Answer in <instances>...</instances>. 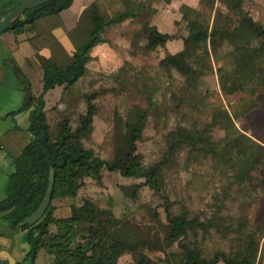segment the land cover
Masks as SVG:
<instances>
[{
    "label": "trees",
    "instance_id": "16d2710c",
    "mask_svg": "<svg viewBox=\"0 0 264 264\" xmlns=\"http://www.w3.org/2000/svg\"><path fill=\"white\" fill-rule=\"evenodd\" d=\"M72 0H51L24 11L16 18L10 28L17 34L32 27L34 21L42 16L57 13L67 8ZM243 0H198V6L191 8L179 6L180 19L185 22L186 34L181 36L182 47L174 54L166 53L159 60V67L166 73L176 71L184 78L206 76L212 71L217 77L218 88L223 95L247 92L250 96L264 92V29L242 9ZM239 13L233 27L224 32L228 16ZM91 29L82 38L81 44L72 53V60L63 68L50 59L40 66V92L33 95L27 78L15 67L14 71L24 93L21 106L15 111L28 110L27 131L30 139L20 153L12 159V171L4 185L5 198L0 201V213L5 228L11 232L25 231L29 249L25 255L26 264H33L37 251L43 249L50 257L49 264H117L124 253H137L143 241L133 239L121 227L120 220L108 209H102L89 201L73 208L71 213L61 219L53 216L55 198L75 197L84 178H91L100 184V169L118 171L121 176L145 177L139 185L156 189L152 178L156 170L168 166L174 154L182 149L188 152L207 132L209 126L223 130V137L215 148L205 153L217 155L227 164L243 162L241 174L227 177L238 184L244 197L260 190L264 192V144L251 139L239 131L234 119L258 107L256 100L249 105L240 100L241 109L228 111L220 104L210 108L209 126L197 128L176 126L165 135L166 149L163 159L147 170H142L137 162L134 140L142 126L143 116L127 125L125 132L126 151L118 153L110 162L97 156L91 148L78 146L84 132L91 130V120L95 106L86 98L84 115L73 131L68 121H60L57 137H49V127L44 115L43 95L46 91L60 87L62 91L73 84L91 60L90 50L104 41L102 33L106 26L120 23L126 19H136L138 11H120L110 17L102 15L95 4L90 7ZM139 33L144 37V47H163L171 35L159 32L147 22L141 24ZM213 63V64H212ZM205 155V154H203ZM169 161V162H168ZM215 174L223 168L210 165ZM53 182L50 201L38 221L32 225L23 223L24 217L34 210L45 191L48 175ZM152 175V176H151ZM253 198L248 204L253 203ZM215 209L211 217L199 220L186 214L169 216L166 237L168 243L176 242L182 250L183 264H255L258 241L263 234L262 223L248 222L247 216L231 218L219 230L226 234L234 232L243 239L240 248L224 252L216 250L212 257L201 255L202 249L193 244L186 247L181 243L188 231L201 230L206 233L215 226ZM54 231H49V226ZM35 232H37L36 235ZM1 233V232H0ZM146 255L140 254L135 264H148Z\"/></svg>",
    "mask_w": 264,
    "mask_h": 264
},
{
    "label": "rangeland",
    "instance_id": "374dc122",
    "mask_svg": "<svg viewBox=\"0 0 264 264\" xmlns=\"http://www.w3.org/2000/svg\"><path fill=\"white\" fill-rule=\"evenodd\" d=\"M174 2L172 0L171 4ZM163 8L164 0H151L136 19L107 28L102 33L103 39H108L103 46H107L112 55L105 56L101 62L91 59L85 64L84 73L66 90L54 87L44 94L43 110L51 140L57 137L58 123L63 119L68 121L70 131L76 128L84 115L86 98L91 97L90 103L95 106L91 130L81 135L78 146L91 148L97 156L110 162L118 153L126 151L127 125L134 123L142 114V126L134 143L137 162L142 170H147L163 159L164 139L169 130L176 126L207 127L213 105L220 104L230 112L238 111L241 109L240 100L249 105V101L254 99L258 107L233 121L239 131L264 144V92L253 96L247 92L223 95L218 88L214 65L204 77L184 78L174 70L166 73L159 67V60L167 53L164 46L144 47V37L139 33L141 24L149 23V12L152 15ZM242 9L264 29V0H243ZM238 15L228 16L224 32L233 27ZM170 20L173 28L163 24L159 30L172 36L168 45L174 54V38L181 39L186 28L181 19ZM172 29L173 32L168 34ZM118 39L126 44H120ZM222 137V129L209 126L195 147L198 150L176 152L168 166L158 168L155 175H151L156 189L139 185L145 178L143 176L124 177L118 171L102 167L100 184L84 178L75 197L53 199L54 210L59 207L54 217H66L73 208L89 201L110 210L127 234L145 242L139 252L121 255L117 264H135L143 253L149 259L148 264H183L182 250L177 243H168L165 239L168 229L165 214H186L203 220L211 217L217 209L215 226L209 227L206 233L188 231L181 243L186 247L197 244L202 249L201 255L206 258L212 257L216 250H236L243 243L242 237L234 232L224 234L218 226L245 215L250 223H262L264 232V192L259 194L260 190H257L246 198L239 185L227 177L241 174L244 161L227 164L217 155L199 150L215 148ZM210 165L223 168L225 174H215ZM251 198L253 203L248 204ZM48 229L54 231L52 225ZM257 250L255 264H264L263 234ZM37 254L44 255L46 264L47 261L50 263L51 257L43 249H39Z\"/></svg>",
    "mask_w": 264,
    "mask_h": 264
},
{
    "label": "crops",
    "instance_id": "0c3cea01",
    "mask_svg": "<svg viewBox=\"0 0 264 264\" xmlns=\"http://www.w3.org/2000/svg\"><path fill=\"white\" fill-rule=\"evenodd\" d=\"M18 1L0 0V20ZM171 1L164 0L161 12L148 14L150 15L148 24L153 25L159 32L163 24L173 28L170 18H175L176 21L180 19V5L184 4L191 8L198 6V0H175L173 4ZM149 2L151 0H72L67 8L36 19L28 30L17 34L12 31L0 34V201L5 198L4 185L12 171V159L20 153L31 137L27 131L29 109L15 112L23 103L24 93L14 68L16 67L27 78L31 93L36 96L41 87V64L50 59L63 68L71 62L73 51L91 29L89 12L93 3L102 15L110 17L112 13L125 10L141 13ZM129 20L120 23L126 24ZM112 25L114 24L106 26L104 32ZM172 32L173 29L168 34ZM104 39L106 40L90 50V57L99 62L104 61L105 56L112 55V51L103 46V43L108 41L107 38ZM174 40L177 52L182 47V41L180 38ZM117 42L126 44L122 39H118ZM168 43L169 40L165 42L164 48L167 49V53L173 54ZM58 208L54 210L53 216ZM1 216L2 213H0V264H8L7 255L13 260V264H26L24 258L29 245L25 240V231L11 232L6 229ZM33 264H46L44 255L37 254Z\"/></svg>",
    "mask_w": 264,
    "mask_h": 264
},
{
    "label": "water",
    "instance_id": "95a60500",
    "mask_svg": "<svg viewBox=\"0 0 264 264\" xmlns=\"http://www.w3.org/2000/svg\"><path fill=\"white\" fill-rule=\"evenodd\" d=\"M51 0H19L15 5L9 10V12L0 20V34L6 30H8L12 24V22L18 18L24 11L37 7L43 3H46ZM53 176L52 174L48 175L47 183L45 187V191L36 208L32 210L29 215L24 217L23 223L32 225L38 221V219L44 213L51 197V189H52ZM35 232L34 235H36ZM8 264H13V260L7 255Z\"/></svg>",
    "mask_w": 264,
    "mask_h": 264
}]
</instances>
